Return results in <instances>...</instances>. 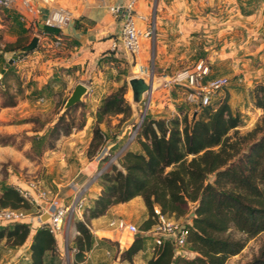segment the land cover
<instances>
[{"label": "rangeland", "instance_id": "374dc122", "mask_svg": "<svg viewBox=\"0 0 264 264\" xmlns=\"http://www.w3.org/2000/svg\"><path fill=\"white\" fill-rule=\"evenodd\" d=\"M158 1L147 0L151 6L150 18L155 16L156 20L157 16L152 12ZM165 1L170 0H162ZM184 3L190 6L186 7L190 23L187 24V29H184V35L179 30V24L172 23L173 29L167 38L169 45L167 50H164L170 60L166 68L156 66L151 40L149 65L155 70L156 85L140 102L134 101L132 88L125 79L123 68L116 66L115 70L111 67L105 68L103 76L99 77L100 85L88 88V92L78 103L66 108V101L75 86L70 78L66 77V68H62L61 64L54 60L59 53L57 45L52 44L48 38L39 41L38 46L31 51L19 53L20 48L13 52L2 51L0 199L7 187L16 188L18 183L26 184L31 180L39 182L51 195L55 194L60 186L76 181L90 159H99L106 165L95 173L102 170L103 173L97 180L107 184L104 173L111 171L113 165L123 169V155L127 150L139 148V132L146 117H184L186 113L189 120H192L206 112L204 106H199L189 99L185 86L165 84V80L170 76L193 66L200 58L210 62L211 76L229 78L228 84L214 94L211 108H217L227 100L233 112H239L243 118V123L236 127L241 135L262 123L264 108L256 105L254 90L259 83H264V0H184ZM6 10L0 7V34L3 35L1 48L6 42L27 44L33 37L32 30L26 29L19 21L7 18ZM34 31H38L37 27ZM158 31L160 29L157 21V34ZM10 34H18V37L12 41ZM15 53H19V57L7 65L9 58ZM126 82V98L132 105V113L112 114L97 123L96 112L104 98ZM100 97L103 99L99 104ZM61 115L64 116L63 120H59ZM58 121L59 127L54 129ZM139 122L141 126L138 134L131 140V134ZM67 124L72 125L70 132L62 133L60 129ZM81 124L84 125L80 127ZM97 126L103 132L102 138L95 136ZM127 126L129 131L119 138ZM236 128L229 132L232 139L239 137ZM116 139L117 143L112 145ZM243 146L247 147V143L244 142ZM111 156L117 158L111 160ZM192 156L189 155V158ZM213 179L214 174H210L208 180ZM67 198L69 201L71 196ZM25 201L21 207L32 214L38 212L39 207L36 204ZM81 219H84V216ZM79 220V217L74 218L68 231L55 236L57 247L55 251H48L47 257L45 256L48 259L46 264H118L114 260L124 259L119 247L117 249V242L102 236L99 244L87 251L83 260L77 261L76 237L80 234L77 227ZM90 221L88 224L91 229ZM145 221H136V224L142 229ZM13 224L10 222L0 226ZM227 234L234 238L246 237V234L235 226H232ZM0 240V260L4 259L0 261L1 264H32L26 257L29 253L26 248L17 254L16 245L7 238ZM263 246L264 232H261L249 238L245 247L230 256L226 264H246L260 255ZM182 247L185 250L189 248L188 245ZM30 251L32 258L31 248Z\"/></svg>", "mask_w": 264, "mask_h": 264}, {"label": "trees", "instance_id": "16d2710c", "mask_svg": "<svg viewBox=\"0 0 264 264\" xmlns=\"http://www.w3.org/2000/svg\"><path fill=\"white\" fill-rule=\"evenodd\" d=\"M44 29L58 28L45 25ZM2 40L0 34V43ZM22 45L6 42L1 48L0 44V57L2 51L13 52ZM126 92L127 82L104 98L96 112L97 123L112 114L132 113ZM254 99L257 106L264 108V83L256 86ZM203 106L206 112L192 120L186 113L184 117L145 118L139 132L143 151L127 150L123 169L113 165L112 172L104 173L105 188L94 205L87 208L84 219L77 222L80 230L76 237L77 261L83 260L93 245L89 221L106 213L113 204L139 194L150 212L143 230L156 222L155 205L177 217L192 212L188 241L195 254H178L173 241L166 239L155 245L148 264H226L230 256L245 247L249 238L264 232V116L262 123L241 135L236 127L243 123V118L239 112H233L227 100L217 108H211V104ZM63 119L61 115L59 120ZM59 122L54 129L59 127ZM71 127L67 124L60 130L70 132ZM233 128L239 134L237 139L229 134ZM95 136H103L99 126ZM244 142L247 147L243 146ZM210 174H214L212 181L208 180ZM0 203L17 208L26 201L14 186H9ZM232 226L246 237L227 234ZM30 232L31 226L19 221L13 226H0V239L22 245L28 241ZM144 237L143 233L136 235L129 247L120 250L121 256L132 259L143 248ZM56 247L55 235L48 228L39 227L31 243L32 264H46V253L55 251ZM246 264H264V246L260 255Z\"/></svg>", "mask_w": 264, "mask_h": 264}, {"label": "crops", "instance_id": "0c3cea01", "mask_svg": "<svg viewBox=\"0 0 264 264\" xmlns=\"http://www.w3.org/2000/svg\"><path fill=\"white\" fill-rule=\"evenodd\" d=\"M130 0H51L48 3H44L38 0L35 3V11H28L22 4L12 7H3L6 10V17L12 21L22 23V26L26 29L32 30L31 36L38 34L40 41L44 39H50L56 45L58 37L61 39L60 44L56 47L59 49L58 55L55 57V61L61 64L64 69L66 77L72 81L75 86L78 82L85 83L88 88H93L100 85V76L103 74V70L107 67L113 68L122 67L124 71L125 79L129 85V79L135 76L134 73V56L126 52L121 42L116 49L113 48V41L116 38H120L122 27L124 24L125 17L123 15L115 16L111 10V4L125 5ZM57 6H65L69 8L73 17L69 24L63 29H57L56 31L45 30L43 22L49 12ZM164 6L166 7L164 9ZM150 4L147 0H139L136 5V11L138 13L150 14ZM190 7L184 3V0H170L168 2H162L159 0L154 6L153 15L157 16L158 31L157 36L152 40L145 39L143 43L142 51L139 55L143 62H149V56L152 48V52L155 56L156 66L165 67L170 64L169 57L165 55L164 50H167L168 43L167 38L171 35L173 29V22L179 24V30L184 35V29H187V24L190 23L189 11L187 8ZM182 8V11H180ZM174 12V14L172 13ZM23 27V28H24ZM37 27L38 31H34ZM21 35V34H20ZM12 41L18 37L10 34ZM151 43V48H150ZM103 76V75H102ZM166 77L165 75H162ZM103 78V77H102ZM101 78V79H102ZM147 78V77H146ZM156 78V73H155ZM96 88V87H95ZM153 98V96H152ZM98 99V98H97ZM103 97L99 98L98 103L102 102ZM97 104V105H99ZM129 131V126L126 127L125 131L119 135V138L123 137V134ZM118 138V139H119ZM116 139L112 142V145L117 143ZM139 146L134 151H141V143L137 141ZM106 166L102 164L98 159H90L85 169L79 174L76 181L60 186L57 189V194L68 200V196L73 198V194L77 191L78 187L88 182L93 174L100 167ZM105 182H99L98 180L92 182L89 187V193L86 194V206L91 207L94 205L95 199L105 188ZM70 199V200H71ZM191 210L178 219L186 222L192 221ZM147 205L142 195H136L128 201L118 202L110 206L106 213L94 217L91 219V229L93 234V246L99 244V239L102 236H107L109 239L117 242L120 250L129 247L135 236L138 233H132L127 229H116L109 225V221L112 218H124L127 221L136 223V221H145L149 218ZM10 222H1L0 225H4ZM38 226H31L30 236L28 241L22 245H16L17 254L23 252V248H26L30 263L32 262L31 257V243L33 236L37 231ZM143 230V229H140ZM144 234V245L143 248L138 251L132 259L124 258L122 260H114L118 264H148V260L154 254L155 238L154 235L141 231ZM1 241V240H0ZM189 248L185 250L183 247H177L176 251L178 254L184 256H192L195 254L190 243L187 244ZM14 249V248H12ZM186 251V252H184ZM48 252L46 253V257ZM13 258H11L12 260ZM4 259H1L2 261ZM10 260V261H11ZM47 261L48 259L45 258ZM8 261H6L7 263ZM5 263V262H4ZM1 264V262H0Z\"/></svg>", "mask_w": 264, "mask_h": 264}, {"label": "built area", "instance_id": "2783aa9c", "mask_svg": "<svg viewBox=\"0 0 264 264\" xmlns=\"http://www.w3.org/2000/svg\"><path fill=\"white\" fill-rule=\"evenodd\" d=\"M38 0H0V6L12 7L22 4L28 11H35V3ZM48 3L51 0H40ZM139 0H130L127 4H111L110 10L115 16L123 15L125 17L120 38L113 41V48L116 49L121 42L122 46L129 54L134 56V73L135 76H145L155 79V70L149 65V62H143L139 55L143 48L145 39L153 40L157 34V20L154 16L150 18L149 14L138 13L136 5ZM73 17L72 11L65 6L54 7L46 16L43 24L63 29ZM1 25V23H0ZM60 38L56 42L60 44ZM211 64L204 58L198 59L193 66L186 67L169 79L165 84L172 83L183 85L187 88L189 99L196 102L199 106L211 104L214 94L222 90L229 82L227 76H211ZM143 120V119H142ZM141 122L131 134L132 140L137 134ZM110 153V152H107ZM111 154V153H110ZM115 156V155H114ZM112 157L111 160L117 157ZM102 170L93 174L90 180L80 187L73 194L69 201L57 193L52 194L46 188L35 180L18 183L17 190L29 203L36 204L39 207L38 212L32 214L23 207H11L0 205L1 222H26L30 226L46 227L55 236L65 232L72 224L76 217L83 218L86 206V194L90 184L102 175ZM156 222L148 229L140 230L136 223L127 221L124 218H112L109 225L116 229H127L132 233H146L154 235L155 244H162L166 239L173 241L175 246L182 247L189 244V223L175 217L174 214L162 212L159 205H155ZM48 213V218L43 216ZM68 231V230H67Z\"/></svg>", "mask_w": 264, "mask_h": 264}, {"label": "water", "instance_id": "95a60500", "mask_svg": "<svg viewBox=\"0 0 264 264\" xmlns=\"http://www.w3.org/2000/svg\"><path fill=\"white\" fill-rule=\"evenodd\" d=\"M43 26L45 25L43 24ZM39 41L40 36L38 34L34 35L27 44H24L20 47L19 53L35 49L38 46ZM19 53L13 54V56L9 58L7 65L16 60L19 57ZM129 84L132 88L134 101L140 102L144 99L146 93H150L152 91L153 77L147 79L145 76H133L129 79ZM86 92H88V86L83 82H78L66 101V108L78 103ZM142 119H144V117ZM48 216L49 214L45 213L43 218L46 219ZM138 235H140V233H138Z\"/></svg>", "mask_w": 264, "mask_h": 264}, {"label": "bare ground", "instance_id": "6f19581e", "mask_svg": "<svg viewBox=\"0 0 264 264\" xmlns=\"http://www.w3.org/2000/svg\"><path fill=\"white\" fill-rule=\"evenodd\" d=\"M156 85V80L154 79L153 80V87Z\"/></svg>", "mask_w": 264, "mask_h": 264}]
</instances>
